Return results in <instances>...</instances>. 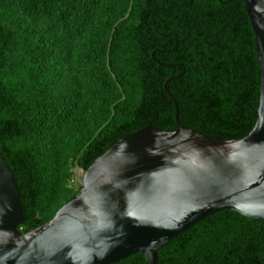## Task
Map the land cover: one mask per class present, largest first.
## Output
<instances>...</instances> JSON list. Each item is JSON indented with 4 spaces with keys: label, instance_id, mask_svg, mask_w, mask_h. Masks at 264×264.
<instances>
[{
    "label": "trees",
    "instance_id": "obj_1",
    "mask_svg": "<svg viewBox=\"0 0 264 264\" xmlns=\"http://www.w3.org/2000/svg\"><path fill=\"white\" fill-rule=\"evenodd\" d=\"M243 0H0V152L23 232L69 201L113 143L149 124L228 139L257 120L261 68ZM83 177V175H82ZM159 264H264V220L221 210ZM114 264H148L143 253Z\"/></svg>",
    "mask_w": 264,
    "mask_h": 264
},
{
    "label": "water",
    "instance_id": "obj_2",
    "mask_svg": "<svg viewBox=\"0 0 264 264\" xmlns=\"http://www.w3.org/2000/svg\"><path fill=\"white\" fill-rule=\"evenodd\" d=\"M261 68L257 120L228 139L181 123L149 124L113 143L84 171L79 191L23 232L24 204L0 152V264H114L158 250L221 210L264 220V0H243Z\"/></svg>",
    "mask_w": 264,
    "mask_h": 264
},
{
    "label": "rangeland",
    "instance_id": "obj_3",
    "mask_svg": "<svg viewBox=\"0 0 264 264\" xmlns=\"http://www.w3.org/2000/svg\"><path fill=\"white\" fill-rule=\"evenodd\" d=\"M84 172H81V170L79 168H77V177L79 180H81V183H82V175H83Z\"/></svg>",
    "mask_w": 264,
    "mask_h": 264
}]
</instances>
